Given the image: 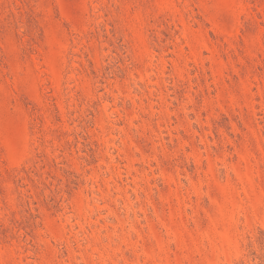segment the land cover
<instances>
[{"label":"rangeland","instance_id":"rangeland-1","mask_svg":"<svg viewBox=\"0 0 264 264\" xmlns=\"http://www.w3.org/2000/svg\"><path fill=\"white\" fill-rule=\"evenodd\" d=\"M0 264H264V0H0Z\"/></svg>","mask_w":264,"mask_h":264}]
</instances>
